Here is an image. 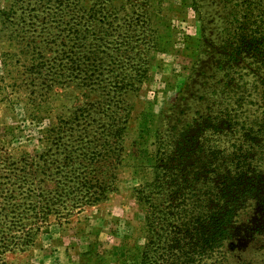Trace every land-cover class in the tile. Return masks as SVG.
<instances>
[{"label":"rangeland","instance_id":"obj_1","mask_svg":"<svg viewBox=\"0 0 264 264\" xmlns=\"http://www.w3.org/2000/svg\"><path fill=\"white\" fill-rule=\"evenodd\" d=\"M46 1L0 0V264H142L144 223L155 198L147 183L152 182L156 138L172 126L175 131L190 126L186 136L194 141L197 133L208 131L205 126H213L193 121L213 114L220 100L214 94L211 104L202 96L219 75V61L208 52L214 45L202 34L207 30L218 45L232 3L102 0L105 17L90 19L88 40L104 36L107 46L120 50L114 55L122 60V70L134 72L133 62L144 69L140 80L130 83L132 89L108 93L111 86H122L109 83L110 54L103 55L100 67L97 62L80 70L69 67L67 32L56 36L67 16L51 18L43 10ZM96 1L84 0L86 8ZM23 11L27 17L20 22ZM41 23L51 33L41 32ZM137 50L144 63L124 65L127 53ZM200 57L207 60L198 63ZM118 70L113 71L117 78ZM117 128H123L120 139L112 133ZM216 135L211 134L212 141ZM86 141L97 155L105 153L103 146L119 151L108 162L91 156L87 161ZM65 148L80 169L99 167L114 181L103 195L89 192V203L60 195L57 212L39 220V211L53 206L46 191L54 188L58 176L52 169L63 165ZM28 207H34V215L8 222L15 217L11 210ZM220 253V262L212 264H264L262 207L242 212Z\"/></svg>","mask_w":264,"mask_h":264},{"label":"trees","instance_id":"obj_2","mask_svg":"<svg viewBox=\"0 0 264 264\" xmlns=\"http://www.w3.org/2000/svg\"><path fill=\"white\" fill-rule=\"evenodd\" d=\"M225 1H230L232 7L228 10L224 32H219L218 45L207 36V30L202 34L214 45V49L208 51L210 58L219 61V77L208 82L202 96L213 104L211 98L218 94L222 102L219 100L213 114L193 120L213 125L205 126L208 131L197 133L194 141L186 136L190 126L176 131L173 130L176 126H172L162 138H156L153 177L152 182L147 183L155 198L149 206L152 212L146 215L144 223L147 234L142 264L215 263L242 212L252 207L264 209V0ZM43 5L51 18L58 20L67 16L65 28L56 36L67 32L70 44L64 51L69 67L80 70V66L95 62L94 66L100 67L103 55L110 54L108 70L113 81L109 83H122V86H111L108 93L124 86L132 89L130 83L140 80L144 69L133 62L134 72L126 71L127 67L122 70L124 66L118 63L122 60L117 55L120 50L107 46L104 36L97 37V42L88 40L90 19L102 21L105 17L106 4L102 0L89 3L87 8L84 0H48ZM219 6L225 7L223 2ZM84 14L88 18L82 22L80 18ZM26 17L23 11L19 21L23 22ZM39 30L46 35L51 33L43 23ZM212 39H215L213 34ZM125 58L124 65L141 60V52H129ZM205 60L200 57L198 63ZM115 70L119 78L113 75ZM127 79V83L124 82ZM223 102L225 106L220 109ZM123 128L113 130V135L120 139ZM211 134H217L215 141L211 140ZM90 147L89 144L84 146L87 161L91 156L108 162V157L119 151L116 146H103L105 153L97 155ZM71 154L72 150L65 148L63 165L52 169L58 177L53 180L54 188L46 193L52 194L49 200L53 206L41 208L39 220H46L57 212L63 203L60 195L89 203V192L103 195L114 181V175L100 173L99 167H91L89 171L86 167L80 169L79 164H73ZM11 212L15 217L8 222L15 224V218L34 215L35 209L17 208ZM153 222L158 225L152 226ZM37 231L35 229V233ZM214 257H217L215 261Z\"/></svg>","mask_w":264,"mask_h":264}]
</instances>
